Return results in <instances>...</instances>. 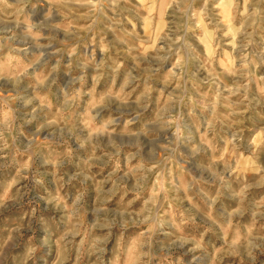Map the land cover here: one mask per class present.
I'll return each mask as SVG.
<instances>
[{
  "label": "clouds",
  "instance_id": "clouds-1",
  "mask_svg": "<svg viewBox=\"0 0 264 264\" xmlns=\"http://www.w3.org/2000/svg\"><path fill=\"white\" fill-rule=\"evenodd\" d=\"M0 264H264V0H0Z\"/></svg>",
  "mask_w": 264,
  "mask_h": 264
}]
</instances>
